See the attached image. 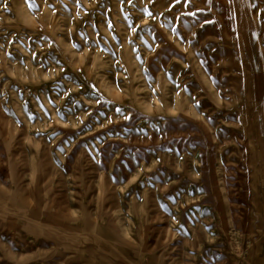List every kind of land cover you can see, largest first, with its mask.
Returning <instances> with one entry per match:
<instances>
[{
	"label": "rangeland",
	"instance_id": "1",
	"mask_svg": "<svg viewBox=\"0 0 264 264\" xmlns=\"http://www.w3.org/2000/svg\"><path fill=\"white\" fill-rule=\"evenodd\" d=\"M0 264H264V0H0Z\"/></svg>",
	"mask_w": 264,
	"mask_h": 264
},
{
	"label": "snow or ice",
	"instance_id": "2",
	"mask_svg": "<svg viewBox=\"0 0 264 264\" xmlns=\"http://www.w3.org/2000/svg\"><path fill=\"white\" fill-rule=\"evenodd\" d=\"M30 6H33V5L30 4Z\"/></svg>",
	"mask_w": 264,
	"mask_h": 264
}]
</instances>
